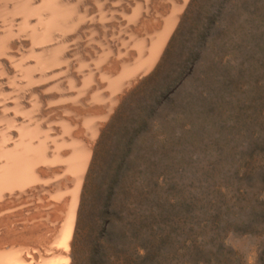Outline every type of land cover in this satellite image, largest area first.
Returning <instances> with one entry per match:
<instances>
[{
  "label": "rangeland",
  "instance_id": "rangeland-1",
  "mask_svg": "<svg viewBox=\"0 0 264 264\" xmlns=\"http://www.w3.org/2000/svg\"><path fill=\"white\" fill-rule=\"evenodd\" d=\"M183 10L103 129L72 264H264V0Z\"/></svg>",
  "mask_w": 264,
  "mask_h": 264
},
{
  "label": "bare ground",
  "instance_id": "bare-ground-1",
  "mask_svg": "<svg viewBox=\"0 0 264 264\" xmlns=\"http://www.w3.org/2000/svg\"><path fill=\"white\" fill-rule=\"evenodd\" d=\"M187 1L0 0V264H72L103 129Z\"/></svg>",
  "mask_w": 264,
  "mask_h": 264
},
{
  "label": "trees",
  "instance_id": "trees-1",
  "mask_svg": "<svg viewBox=\"0 0 264 264\" xmlns=\"http://www.w3.org/2000/svg\"><path fill=\"white\" fill-rule=\"evenodd\" d=\"M189 3H190V2H189ZM180 19H181V17H180ZM179 21H180V20H179ZM178 24H179V22H178ZM177 27H178V25H177ZM177 27H176V28H177ZM175 30H176V29H175ZM174 35H175V31H174V33L172 34V36H171V38H170V40H169V42H168V44H167V46H166V48H165L163 54H162V56H161L160 61H159V63L157 64V66L160 64V62L162 61L163 57L165 56V53L167 52V48L169 47L170 43L172 42V40H173V38H174ZM157 66H156V68H157ZM156 68H155V69H156ZM155 69H154V70H155ZM154 70H153V71H154ZM153 71H152V72H153ZM152 72H151V73H152Z\"/></svg>",
  "mask_w": 264,
  "mask_h": 264
}]
</instances>
